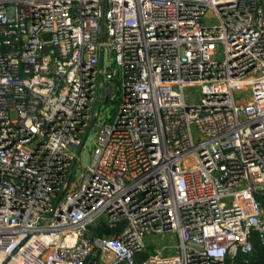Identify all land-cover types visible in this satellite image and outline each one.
Listing matches in <instances>:
<instances>
[{"label": "built area", "instance_id": "obj_1", "mask_svg": "<svg viewBox=\"0 0 264 264\" xmlns=\"http://www.w3.org/2000/svg\"><path fill=\"white\" fill-rule=\"evenodd\" d=\"M256 195L264 0H0V264H225Z\"/></svg>", "mask_w": 264, "mask_h": 264}, {"label": "trees", "instance_id": "obj_2", "mask_svg": "<svg viewBox=\"0 0 264 264\" xmlns=\"http://www.w3.org/2000/svg\"><path fill=\"white\" fill-rule=\"evenodd\" d=\"M255 201L260 205L264 211V196L256 195ZM90 233L94 236H110L114 233L113 230L98 227L97 229H90ZM251 253L248 255L236 254L233 258H227L225 264H264V246H261L255 236L252 234L250 237ZM138 259H142L138 256ZM140 261V260H138Z\"/></svg>", "mask_w": 264, "mask_h": 264}, {"label": "crops", "instance_id": "obj_3", "mask_svg": "<svg viewBox=\"0 0 264 264\" xmlns=\"http://www.w3.org/2000/svg\"><path fill=\"white\" fill-rule=\"evenodd\" d=\"M263 219H264V215H263ZM169 237L170 238L164 237V238H161V239L154 238L152 240V243L150 245L146 246V249L144 250V252L142 254H138V255H136L134 257L135 264L140 263L147 255L155 254V252H159V254L160 255H163V256L166 255V252H170V254H168L166 256L173 255L175 253V251L173 249L174 248V245H175V238L174 237H171V236H169ZM163 239L167 240V243L169 244V247H167V245H166V246L160 247L159 249L158 248H154V247H157V245L160 242H162L161 240H163ZM171 240H173V241H171ZM172 242H173V244H172ZM162 248H164V249L161 250ZM152 251H153V253H151ZM138 256H141L142 259H138ZM109 258H110L109 256L106 257V259H109ZM138 260H140V261H138Z\"/></svg>", "mask_w": 264, "mask_h": 264}, {"label": "rangeland", "instance_id": "obj_4", "mask_svg": "<svg viewBox=\"0 0 264 264\" xmlns=\"http://www.w3.org/2000/svg\"><path fill=\"white\" fill-rule=\"evenodd\" d=\"M109 107V106H108ZM89 151H90V147H89V144L86 143L85 144V149L81 151V154H80V157H79V161H80V165H81V168H85L86 165H87V162H88V154H89ZM166 238H170L169 236H166ZM162 242H160L157 247H154V248H160V247H163V246H166L169 247V244L167 243V240L163 239L161 240ZM173 241V240H171ZM173 244V242H172ZM145 245L148 246L150 245L148 242L145 241ZM153 247V246H152ZM153 253V251L151 252ZM170 254V252H166V255Z\"/></svg>", "mask_w": 264, "mask_h": 264}, {"label": "water", "instance_id": "obj_5", "mask_svg": "<svg viewBox=\"0 0 264 264\" xmlns=\"http://www.w3.org/2000/svg\"><path fill=\"white\" fill-rule=\"evenodd\" d=\"M109 97V93H108V89L105 90V97H104V101L106 102L107 99Z\"/></svg>", "mask_w": 264, "mask_h": 264}]
</instances>
